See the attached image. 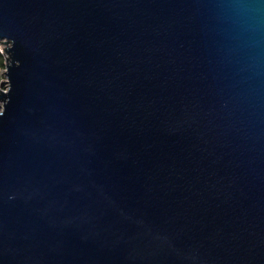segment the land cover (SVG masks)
Wrapping results in <instances>:
<instances>
[{"label": "water", "instance_id": "1", "mask_svg": "<svg viewBox=\"0 0 264 264\" xmlns=\"http://www.w3.org/2000/svg\"><path fill=\"white\" fill-rule=\"evenodd\" d=\"M0 264H264V0H0Z\"/></svg>", "mask_w": 264, "mask_h": 264}, {"label": "rangeland", "instance_id": "2", "mask_svg": "<svg viewBox=\"0 0 264 264\" xmlns=\"http://www.w3.org/2000/svg\"><path fill=\"white\" fill-rule=\"evenodd\" d=\"M4 81H6V76H5V71L2 70V73L0 72V88L5 90L6 89V85L4 83Z\"/></svg>", "mask_w": 264, "mask_h": 264}, {"label": "trees", "instance_id": "3", "mask_svg": "<svg viewBox=\"0 0 264 264\" xmlns=\"http://www.w3.org/2000/svg\"><path fill=\"white\" fill-rule=\"evenodd\" d=\"M0 68H5V56L0 52Z\"/></svg>", "mask_w": 264, "mask_h": 264}, {"label": "built area", "instance_id": "4", "mask_svg": "<svg viewBox=\"0 0 264 264\" xmlns=\"http://www.w3.org/2000/svg\"><path fill=\"white\" fill-rule=\"evenodd\" d=\"M0 52L5 56L6 58V54L4 52V45L0 42ZM2 70L5 71V68H0V72L2 73Z\"/></svg>", "mask_w": 264, "mask_h": 264}]
</instances>
